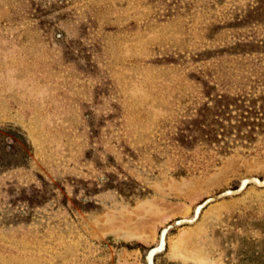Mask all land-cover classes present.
<instances>
[{
	"label": "rangeland",
	"instance_id": "1",
	"mask_svg": "<svg viewBox=\"0 0 264 264\" xmlns=\"http://www.w3.org/2000/svg\"><path fill=\"white\" fill-rule=\"evenodd\" d=\"M258 7L0 0V264H264V151L173 143L197 78L264 73Z\"/></svg>",
	"mask_w": 264,
	"mask_h": 264
},
{
	"label": "trees",
	"instance_id": "2",
	"mask_svg": "<svg viewBox=\"0 0 264 264\" xmlns=\"http://www.w3.org/2000/svg\"><path fill=\"white\" fill-rule=\"evenodd\" d=\"M263 15L264 9L258 7L249 17L258 19ZM237 47L241 53L264 52V40H249ZM255 73L235 87H230L223 78L220 83L197 78L201 82V97L188 108L185 118L178 120L173 143L188 150L198 146L210 160L239 147L264 151V73ZM210 150L214 151L211 155ZM184 170L175 174H186ZM261 257L258 253L255 259Z\"/></svg>",
	"mask_w": 264,
	"mask_h": 264
},
{
	"label": "bare ground",
	"instance_id": "3",
	"mask_svg": "<svg viewBox=\"0 0 264 264\" xmlns=\"http://www.w3.org/2000/svg\"><path fill=\"white\" fill-rule=\"evenodd\" d=\"M140 239L142 240V241H148L149 239H150V236H148V235H143L142 237H140ZM178 250V249H177ZM176 250V251H177ZM176 251H175V253H176Z\"/></svg>",
	"mask_w": 264,
	"mask_h": 264
}]
</instances>
